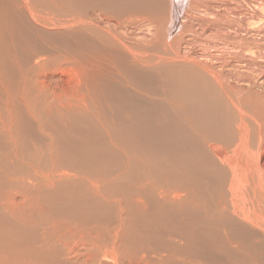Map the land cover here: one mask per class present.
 Segmentation results:
<instances>
[{
	"label": "bare ground",
	"instance_id": "bare-ground-1",
	"mask_svg": "<svg viewBox=\"0 0 264 264\" xmlns=\"http://www.w3.org/2000/svg\"><path fill=\"white\" fill-rule=\"evenodd\" d=\"M0 264H264V0H0Z\"/></svg>",
	"mask_w": 264,
	"mask_h": 264
},
{
	"label": "rangeland",
	"instance_id": "rangeland-1",
	"mask_svg": "<svg viewBox=\"0 0 264 264\" xmlns=\"http://www.w3.org/2000/svg\"><path fill=\"white\" fill-rule=\"evenodd\" d=\"M177 241V240H176Z\"/></svg>",
	"mask_w": 264,
	"mask_h": 264
}]
</instances>
